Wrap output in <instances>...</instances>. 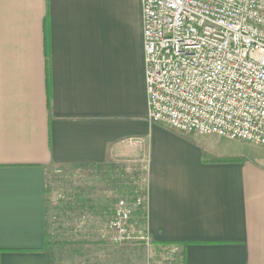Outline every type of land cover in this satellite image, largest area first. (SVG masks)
Returning <instances> with one entry per match:
<instances>
[{"label":"crops","instance_id":"1","mask_svg":"<svg viewBox=\"0 0 264 264\" xmlns=\"http://www.w3.org/2000/svg\"><path fill=\"white\" fill-rule=\"evenodd\" d=\"M202 137L148 120L141 0H0V264H52L49 175L107 164H140L183 264H264V146Z\"/></svg>","mask_w":264,"mask_h":264},{"label":"built area","instance_id":"2","mask_svg":"<svg viewBox=\"0 0 264 264\" xmlns=\"http://www.w3.org/2000/svg\"><path fill=\"white\" fill-rule=\"evenodd\" d=\"M141 4L148 120L183 134L264 146V0ZM144 208L146 194L137 189L133 198H118L108 242L148 245ZM165 249L179 253L181 246Z\"/></svg>","mask_w":264,"mask_h":264},{"label":"rangeland","instance_id":"3","mask_svg":"<svg viewBox=\"0 0 264 264\" xmlns=\"http://www.w3.org/2000/svg\"><path fill=\"white\" fill-rule=\"evenodd\" d=\"M207 139L222 150L260 156L261 147L250 142L217 136ZM142 173L140 164H107L61 169L49 175L46 232L52 264H182L181 251L170 253L165 249L168 246H156L151 241L148 245L108 242L107 222L115 201L128 198L133 187L144 185Z\"/></svg>","mask_w":264,"mask_h":264},{"label":"trees","instance_id":"4","mask_svg":"<svg viewBox=\"0 0 264 264\" xmlns=\"http://www.w3.org/2000/svg\"><path fill=\"white\" fill-rule=\"evenodd\" d=\"M219 161H237V158H220L217 159ZM135 187L132 188V191L130 193H128L130 198H133V196L135 195V189H137V192H141L142 194H146V187L145 185H141V186H137L135 189ZM143 215H146V209L144 208L142 210ZM145 223V220L143 221ZM154 244L156 246H171V245H175L178 244L181 246V252H180V259L181 262L183 264V253H184V249H183V243L182 242H178V241H159V242H154ZM46 245H48V242L46 241Z\"/></svg>","mask_w":264,"mask_h":264}]
</instances>
